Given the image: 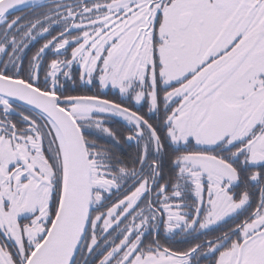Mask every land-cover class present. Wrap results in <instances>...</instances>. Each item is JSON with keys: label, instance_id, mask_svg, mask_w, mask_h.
Segmentation results:
<instances>
[{"label": "snow or ice", "instance_id": "6c2138e0", "mask_svg": "<svg viewBox=\"0 0 264 264\" xmlns=\"http://www.w3.org/2000/svg\"><path fill=\"white\" fill-rule=\"evenodd\" d=\"M0 264H264V0H0Z\"/></svg>", "mask_w": 264, "mask_h": 264}, {"label": "flooded vegetation", "instance_id": "af4514ba", "mask_svg": "<svg viewBox=\"0 0 264 264\" xmlns=\"http://www.w3.org/2000/svg\"><path fill=\"white\" fill-rule=\"evenodd\" d=\"M28 9H25V10H23V13L24 14H27L28 13ZM16 14H21V13H16ZM40 43H43V41H40ZM35 47H39V44H37V45H35ZM33 51L35 50L34 48L32 49ZM31 54V52L29 53V55ZM69 87H71V85H69ZM105 95L106 96H108L109 98H116L115 97V94L112 92V90L111 89H108V90H105ZM112 127L114 128V129H116L117 131H120L121 130V128H122V122H120V123H118V122H113L112 123ZM131 149H129V151H130ZM180 246H182V245H180Z\"/></svg>", "mask_w": 264, "mask_h": 264}, {"label": "trees", "instance_id": "16d2710c", "mask_svg": "<svg viewBox=\"0 0 264 264\" xmlns=\"http://www.w3.org/2000/svg\"><path fill=\"white\" fill-rule=\"evenodd\" d=\"M25 10V9H24Z\"/></svg>", "mask_w": 264, "mask_h": 264}]
</instances>
